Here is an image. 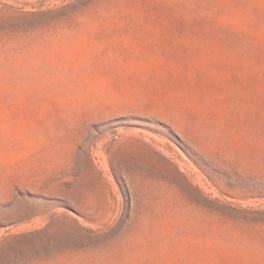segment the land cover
I'll return each instance as SVG.
<instances>
[{"label":"rangeland","instance_id":"374dc122","mask_svg":"<svg viewBox=\"0 0 264 264\" xmlns=\"http://www.w3.org/2000/svg\"><path fill=\"white\" fill-rule=\"evenodd\" d=\"M0 264H264V0H0Z\"/></svg>","mask_w":264,"mask_h":264}]
</instances>
